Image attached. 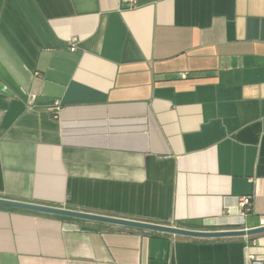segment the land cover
<instances>
[{"label": "crops", "instance_id": "1", "mask_svg": "<svg viewBox=\"0 0 264 264\" xmlns=\"http://www.w3.org/2000/svg\"><path fill=\"white\" fill-rule=\"evenodd\" d=\"M0 197L261 226L264 0H0ZM255 261L264 232L196 238L0 205V264Z\"/></svg>", "mask_w": 264, "mask_h": 264}, {"label": "water", "instance_id": "2", "mask_svg": "<svg viewBox=\"0 0 264 264\" xmlns=\"http://www.w3.org/2000/svg\"><path fill=\"white\" fill-rule=\"evenodd\" d=\"M0 205L7 207L28 209L38 212L71 216V217L88 219V220L101 221V222L130 226L135 228H142V229L158 231V232H167L176 235L191 236L196 238L248 236V235H254L264 232V225L255 228H245V229L197 230V229H191L181 226L153 223V222L141 221L136 219L123 218L118 216L74 210L65 207H57V206H50L39 203L14 200L3 197H0Z\"/></svg>", "mask_w": 264, "mask_h": 264}, {"label": "built area", "instance_id": "3", "mask_svg": "<svg viewBox=\"0 0 264 264\" xmlns=\"http://www.w3.org/2000/svg\"><path fill=\"white\" fill-rule=\"evenodd\" d=\"M123 2H127L129 3V6H133L135 3V0H122ZM55 109L58 111L60 109V105L57 103V105L55 106ZM249 203V198H244L241 200L240 204L242 207H245L247 204ZM245 211V210H244ZM261 225H264V216L261 217ZM251 258H253L252 255H250ZM254 264H264L263 262H259V261H255Z\"/></svg>", "mask_w": 264, "mask_h": 264}]
</instances>
